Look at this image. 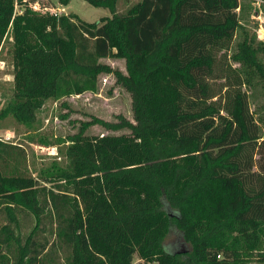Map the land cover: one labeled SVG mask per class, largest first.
Returning a JSON list of instances; mask_svg holds the SVG:
<instances>
[{
  "label": "trees",
  "instance_id": "obj_1",
  "mask_svg": "<svg viewBox=\"0 0 264 264\" xmlns=\"http://www.w3.org/2000/svg\"><path fill=\"white\" fill-rule=\"evenodd\" d=\"M84 1L110 15L87 22L42 0H0L13 84L0 120L32 126L46 100L94 92L97 76L111 74L132 121H81L58 148L64 164L36 175L21 146L0 140V264H52L59 246L60 264L264 261V141L228 63L255 71L264 97V41L241 22L245 5L138 0L118 13L117 0ZM100 58L122 59L124 72ZM91 125L127 133L88 135ZM19 212L33 219L24 235ZM45 217L51 241L38 239ZM172 228L187 248H165Z\"/></svg>",
  "mask_w": 264,
  "mask_h": 264
},
{
  "label": "rangeland",
  "instance_id": "obj_2",
  "mask_svg": "<svg viewBox=\"0 0 264 264\" xmlns=\"http://www.w3.org/2000/svg\"><path fill=\"white\" fill-rule=\"evenodd\" d=\"M44 4L49 5L56 13H74L80 19L87 22H95L100 17L109 16V12L105 8L94 7L84 0H71L67 8L60 5L57 0H42ZM138 0H117L116 11L123 13L127 8L136 3ZM245 5L242 11L241 22L248 28L250 33H254L257 38V32L264 40V30H257L258 26L251 19L252 7L249 0H241ZM262 28L264 29V16L262 17ZM237 36H234L228 53L234 52V43ZM258 39V38H257ZM100 62L108 64L111 68H115L124 72V63L118 58H100ZM220 63L223 64L220 59ZM228 63L235 67L242 76L244 90L247 96L249 111L253 118L258 121L261 126V139L264 141V97L261 83L256 77V72H250L241 68L238 63L228 59ZM214 85L219 88L222 84L221 79H214ZM12 65L10 56V42L5 40L0 47V107L10 98L12 92ZM121 115L132 121L130 111V99L128 93L114 82L111 74H99L96 80V90L94 92L85 91L77 95H69L61 97L57 100L48 99L41 108L36 112V119L32 126L26 127L11 116H7L0 120V140L12 144L19 145L25 153V167L28 173L36 175L39 170L49 168L52 162H58L63 165V158L58 153V148L63 146L62 140L65 136L74 133L81 121L88 120L91 116H95L107 121H115L116 116ZM85 133L88 135L96 134H120L127 133V130L121 129L117 131H109L103 129L99 125H91L86 128ZM45 140L51 144L41 143ZM59 142V143H57ZM254 154V158H257ZM39 183V182H38ZM40 185V184H39ZM51 218L43 219V226L38 234V239L46 238L48 241L53 239L50 234ZM2 219H0V224ZM33 225V219L25 212L18 213V230L21 234H25ZM58 246V245H56ZM164 246L168 251L187 248L182 241L179 233L175 229H170L164 239ZM65 249L61 246L53 247L50 251L49 260H54L52 264H60L65 261ZM139 262L136 255L132 257V264ZM251 264H264V261H258L253 258Z\"/></svg>",
  "mask_w": 264,
  "mask_h": 264
},
{
  "label": "built area",
  "instance_id": "obj_3",
  "mask_svg": "<svg viewBox=\"0 0 264 264\" xmlns=\"http://www.w3.org/2000/svg\"><path fill=\"white\" fill-rule=\"evenodd\" d=\"M251 7H252V11H251V19H253L255 21V24L258 26L257 30L261 29L260 31H263L264 29L262 28V23H263V19L262 17L264 16V0H249ZM30 7L33 9H42L44 10L45 8H41L40 5L37 2H34L32 4H30ZM236 10L238 8H235ZM49 10L51 12H55L52 8H49ZM56 13V12H55ZM261 33L259 34L257 32V38L259 40H261L262 38H260ZM264 41V40H262Z\"/></svg>",
  "mask_w": 264,
  "mask_h": 264
},
{
  "label": "crops",
  "instance_id": "obj_4",
  "mask_svg": "<svg viewBox=\"0 0 264 264\" xmlns=\"http://www.w3.org/2000/svg\"><path fill=\"white\" fill-rule=\"evenodd\" d=\"M71 1V0H70ZM70 1L66 4V5H62L64 8H67L68 6H69V4H70Z\"/></svg>",
  "mask_w": 264,
  "mask_h": 264
}]
</instances>
